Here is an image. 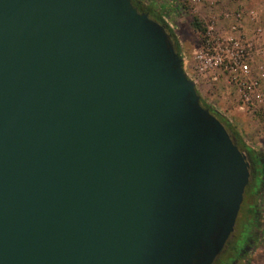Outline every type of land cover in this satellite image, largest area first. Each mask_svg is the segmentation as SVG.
Segmentation results:
<instances>
[{
	"label": "water",
	"instance_id": "obj_1",
	"mask_svg": "<svg viewBox=\"0 0 264 264\" xmlns=\"http://www.w3.org/2000/svg\"><path fill=\"white\" fill-rule=\"evenodd\" d=\"M250 180L132 0H0V264H214Z\"/></svg>",
	"mask_w": 264,
	"mask_h": 264
},
{
	"label": "rangeland",
	"instance_id": "obj_2",
	"mask_svg": "<svg viewBox=\"0 0 264 264\" xmlns=\"http://www.w3.org/2000/svg\"><path fill=\"white\" fill-rule=\"evenodd\" d=\"M137 1L174 31L184 70L201 99L235 128L264 166V0ZM194 18L206 34L196 30ZM251 179L255 182L219 262L264 264V171L260 181Z\"/></svg>",
	"mask_w": 264,
	"mask_h": 264
},
{
	"label": "trees",
	"instance_id": "obj_3",
	"mask_svg": "<svg viewBox=\"0 0 264 264\" xmlns=\"http://www.w3.org/2000/svg\"><path fill=\"white\" fill-rule=\"evenodd\" d=\"M133 4L138 8V10L141 12V13H149L151 18L158 21L160 24L164 25L168 31V33L170 34L174 44H175V47H176V50L177 52L180 54L181 53V47H180V43L176 37V34L174 33V31L167 25V23L163 20V18L161 17L160 14H157L153 9L151 8H145L142 4H138L136 3V0H132ZM193 25L195 26L196 30L200 31L201 33L203 34H206L207 33V30L205 29V27H203V24L202 22H200L197 18H194L193 20ZM201 102H202V105L208 109H210L220 120L221 122L225 125L226 129L229 131V133L231 134L232 138L234 139V141L236 142V144L239 146V148L248 154V157L250 159V162H251V176L253 177H258V181H260L261 179V170L258 168V165L260 163V158L259 156L257 155V153H255L253 150H251L247 145L246 143L244 142V140L242 139L241 135L235 130V128L233 126H231L227 120H225L223 117L219 116L218 114H216V112L211 109V107L209 105H207L202 99H201ZM249 191V187L246 189V192H245V196L247 195V192ZM251 192V191H250ZM245 198V197H244ZM249 212L252 214V215H256V211L251 208L249 210ZM228 245H226L227 247ZM233 250H237L238 248L236 247H231ZM225 252H227V250H223ZM221 255V254H220ZM221 257V256H220ZM218 262H219V259H218ZM217 262V263H218Z\"/></svg>",
	"mask_w": 264,
	"mask_h": 264
},
{
	"label": "flooded vegetation",
	"instance_id": "obj_4",
	"mask_svg": "<svg viewBox=\"0 0 264 264\" xmlns=\"http://www.w3.org/2000/svg\"><path fill=\"white\" fill-rule=\"evenodd\" d=\"M136 3H138V4H140L137 0H136ZM141 5V4H140ZM258 168H260L261 169V173L264 171V166H263V164L261 163V160H260V163H259V165H258ZM263 177V176H262ZM255 182V179H251L250 180V183H249V188L251 187V184H252V182ZM247 187V188H248ZM225 249H226V247H225ZM224 249V250H225ZM224 252V251H223ZM222 254V253H221ZM221 256V255H220ZM220 256L216 259V261H215V263L214 264H232L233 263V260H232V258H226L224 261H221V262H219V263H217L218 262V259L220 260Z\"/></svg>",
	"mask_w": 264,
	"mask_h": 264
}]
</instances>
